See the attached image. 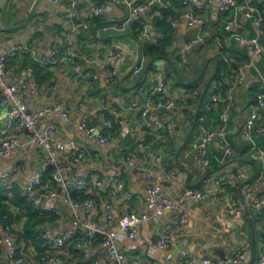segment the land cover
I'll use <instances>...</instances> for the list:
<instances>
[{"label": "crops", "instance_id": "0c3cea01", "mask_svg": "<svg viewBox=\"0 0 264 264\" xmlns=\"http://www.w3.org/2000/svg\"><path fill=\"white\" fill-rule=\"evenodd\" d=\"M3 1L0 0V11ZM33 1L8 0L4 19L9 26L3 25L0 21V42L5 46L27 43L38 52L47 54L56 45L66 42L67 31L58 17V8L52 6L48 0H40L28 21L15 27V24L23 22ZM68 1L62 0V3L65 4ZM163 1L164 6L151 3L143 12L129 16L123 0H76L77 18L88 21L87 29L74 34L75 48L84 57H80L75 66L68 68L43 66L32 61L28 55L12 58L7 62L9 69L7 79L14 81L19 90L25 88L30 77L33 79L37 92L29 99L28 112L53 102H60L68 108L70 116L75 120L89 115L91 122L97 124L103 118L113 121V127L108 131L109 142L105 145H100L95 138L83 134L75 124H68L57 112L40 117L36 127L41 129L46 124L54 123L56 136L74 139L83 146L85 154L79 160L67 151L59 152L57 155L64 166L63 174L67 179L97 176L106 180L110 170L118 166L120 160L128 153L134 152V164L121 168L124 190L132 194L131 198L127 199L120 194L109 199L112 203L111 212L114 220L109 224L108 229L117 230L116 218L124 211L133 210L147 216V219L138 227V236L133 247L125 248L128 255L141 256L147 259L149 264H176V259H167V250H155L147 244V237L156 239L168 225L174 222L175 218L168 213L154 214L153 209L149 208L144 201V193L146 186L151 183V174L157 172L159 168H177L179 172L177 179L169 183L168 188L163 187L161 195L175 197L184 186L200 187L208 176L216 175L221 178L226 191L243 204L245 209L243 215L233 217L219 202L186 199L183 202L186 220L175 233L173 240L176 245L197 255L207 254L215 264H222L226 254H233L240 249H245L250 255L252 226L255 231V259L252 264H255L264 239V209L257 211L249 203L255 197L264 194V179L257 181L259 172L264 169V157L257 159L251 156L250 142L240 138L238 128L248 117L250 103L256 96L261 78H264V23L263 32L259 37L263 53L250 66L244 64L248 60V53L242 37L253 34L251 20L239 13L233 34L222 36L227 55L235 66L243 67L244 72L243 81L232 92V109L225 126L226 136L233 147V154L222 160L219 157L217 139L214 138L207 146L209 165L204 172L198 170L195 155L197 136L202 123L196 121L198 129L195 133L193 130L178 156L181 166L189 171L187 172L177 165L175 152L189 131L197 101L194 99L177 101L173 108L154 110L147 116L150 120L163 119L172 122L174 129L171 133L147 128L139 112L129 106L131 100L144 96L159 82L165 84V91L161 94L163 98L176 97L184 89H188V85L175 79L176 76L169 61L178 68L183 66L181 79L191 82L196 78L206 60L217 55L213 39L207 38L204 43L191 46L186 52V61L180 62L179 48L186 45L198 30L188 25L184 19L183 13L186 6L181 3V0ZM136 2L146 3L148 0H136ZM254 2L260 5V0H254ZM99 3H107L110 7L109 11L97 17H88L90 4ZM189 8L205 19V29L212 35L223 33V26L229 17L228 12H220L215 6L208 5L203 0H196V3ZM144 17L148 19L146 34H142ZM121 25L122 29H119ZM163 27L166 29L165 33L162 31ZM164 34L168 37L162 39ZM141 42L158 45L163 43V51L151 57L144 51ZM111 46L118 47L121 54L114 63L118 69V75L107 83L99 73L102 64L106 69L111 68L110 56L107 53V48ZM200 50L206 51L204 63L193 64L192 69L188 68L186 66L188 63L198 61ZM151 58H154V61L148 71L134 85ZM138 59L139 63L136 64ZM214 64V60L209 61L204 71L206 80L213 72ZM137 65H141V69L138 73H133V68ZM165 65L170 68V74L163 70ZM155 66H158L159 70H156ZM127 72L131 73L123 78ZM87 73L88 77L84 76ZM228 82L224 76L226 86ZM217 85L220 84L214 81L212 88L218 87ZM9 110L8 104L0 107V125L6 122ZM205 114L204 123L214 128L219 122L217 110L214 108ZM256 123L264 127V108L259 110ZM27 134L26 130L21 134L22 140L27 137ZM252 137L261 148H264V130L261 133L253 131ZM140 143L143 147H139ZM159 154L161 155L160 166L156 162ZM45 160V153L38 144L25 143L18 146L8 155L0 157V166L14 168L12 176L0 183V187L9 188L16 185L21 189L28 175ZM144 166L148 170L143 171ZM48 175L47 167L44 174V181L47 183ZM103 199L101 196H96L94 209L96 212L102 211ZM48 203L55 206L57 212L49 213L51 218L40 228L45 225L50 226L57 233L76 230L73 233L74 240L57 250L55 254L63 260H72L76 264H90L94 257L106 255V249L98 243L90 248L74 247L75 238L80 231L84 230V224L92 226L98 224L94 213H81L83 225L75 226L73 215L66 206L51 199ZM9 225L13 234L16 235L15 232L21 229L22 220ZM17 245L20 255L24 258L23 264H47L40 260L41 249L33 242L19 241ZM84 252H88L87 258ZM0 264H7L4 246H0Z\"/></svg>", "mask_w": 264, "mask_h": 264}, {"label": "built area", "instance_id": "2783aa9c", "mask_svg": "<svg viewBox=\"0 0 264 264\" xmlns=\"http://www.w3.org/2000/svg\"><path fill=\"white\" fill-rule=\"evenodd\" d=\"M206 4L215 6L220 12L229 13V17L223 26V33L212 35L205 29V19L195 14L189 6L194 5L196 0H181L186 6L183 17L187 24L197 28V33L189 39L186 45L179 48V60L186 61V52L194 44L204 43L205 39L212 38L217 49V55L221 64V71L228 79V86L220 91L216 86L208 88V94L201 104L197 121L202 123L197 136V152L195 162L198 170L204 172L209 165L207 156V146L214 139H217L219 157L223 160L233 154V147L226 136L225 126L229 119V113L233 104V90L243 81V67L235 66L232 59L227 55L223 44L222 36L233 34L236 27V18L239 13L244 14L251 20L253 34L242 37L246 46L248 60L245 66L254 64V61L261 57L262 46L259 37L263 32L264 23V0H260V5H256L254 0H203ZM48 2L58 8V17L67 31V38L64 44H58L47 54L38 52L33 46L22 43L5 46L0 42V107L10 105L7 113L6 122L0 125V157L8 155L12 150L25 143L38 144L44 151L46 160L37 167L27 177L21 190L31 204L44 213L57 212V208L48 203V200H55L61 205L66 206L73 215L75 226L82 224V214H95L97 225L84 224V230L78 233L75 238L74 247L77 249L90 248L97 243L106 249L103 257H94L90 264H149V261L141 256L128 255L125 248L133 247L138 236L140 223L147 219L145 214H139L133 210L124 211L116 218L117 230L108 229L109 224L114 220L111 212L112 203L110 198H115L122 194L125 198H131L132 194L124 190L122 179L123 166L134 164V152L128 153L120 160L118 166L113 167L106 180L97 176H82L77 179H67L64 177V166L57 157L59 152H70L76 160L81 159L85 152L83 146L74 139H63L55 134L56 126L54 123L46 124L43 128L36 127L37 120L47 114L57 112L70 125L75 124L77 128L86 136L93 137L100 145L108 144L109 133L113 127V121L103 118L99 124L91 122L89 115H84L78 120L70 116L68 108L60 103L53 102L43 107L37 108L32 112L27 111V104L32 95L36 94L37 86L30 77L24 89L19 90L17 84L8 80L9 69L7 62L12 58L28 55L32 61L40 65L59 66L68 68L75 66V63L82 55L76 50L74 45V34L87 29L88 21L79 20L76 15V0H69L63 4L62 0H48ZM129 16L143 12L148 4L156 3L164 6L163 0H148L146 3H137L136 0H123ZM107 3L90 4L88 17H97L109 11ZM142 34L147 32V17L143 18ZM122 29V25L119 27ZM110 56V69L101 65L100 77L110 83L118 75V69L114 63L119 59L121 51L118 47L107 48ZM87 61V59L85 58ZM159 70L158 66L154 67ZM141 65L134 66L133 73H138ZM88 73L84 76L88 77ZM165 91V84L159 82L151 90L139 99H133L129 106L136 109L143 119L144 125L149 129L165 130L171 133L174 124L163 119H148L147 116L154 110L171 109L177 101L194 99L198 101L202 87L195 86L184 89L178 96L163 98L161 94ZM217 110V125L212 128L205 124V112ZM264 108V78H261L256 96L250 103V113L238 128L241 139L250 142V153L253 158L261 159L264 157V148H261L252 137L253 131L262 132L264 127L256 123L259 110ZM102 128V129H101ZM27 131V137L22 140V133ZM143 147V144H139ZM161 155L156 158L159 162ZM51 166L48 180L44 181L45 170ZM159 168V167H158ZM148 170L147 167L142 168ZM14 173L12 166H0V183L10 178ZM177 168H159L157 172L151 174V183L146 186L144 201L149 208L153 209L154 214L161 215L168 213L173 215L175 220L161 232L156 239L146 238L147 244L152 249L167 250V259H176V264H215L207 254L197 255L186 248H180L174 242L175 233L185 224L186 214L183 209V202L186 199L208 200L219 202L226 212L233 217L243 215L245 206L237 199L233 198L225 189L219 176H208L200 187L184 186L175 197L161 195L163 187H169V183L174 182L178 176ZM264 179V169H261L257 176V181ZM82 195V196H81ZM96 196L103 199L102 211L96 212ZM249 205L259 211L264 209V194L255 197ZM72 232L57 233L50 226H43L40 237L45 246V250L40 255V260L47 264H76L72 260H63L56 253L74 240ZM0 246H4L7 257V264H23L24 258L19 253L16 237L11 231V226L6 224L2 227L0 234ZM87 258L88 252H84ZM249 259V253L245 249H240L233 254H226L222 264H244ZM255 264H264V239L258 259Z\"/></svg>", "mask_w": 264, "mask_h": 264}, {"label": "trees", "instance_id": "16d2710c", "mask_svg": "<svg viewBox=\"0 0 264 264\" xmlns=\"http://www.w3.org/2000/svg\"><path fill=\"white\" fill-rule=\"evenodd\" d=\"M162 31L165 33V27L162 28ZM168 37L167 34H164L163 38ZM164 42V40L162 41ZM142 48L151 57L155 54L161 53L163 50V43L158 45L157 43H142ZM219 57V55H218ZM204 78V79H203ZM202 81V82H200ZM217 81L220 85L217 87L220 91H223L226 88L224 83V74L221 71V64L219 60L218 70L214 76L209 87L212 88L213 82ZM206 82L205 73L202 74L199 81L195 84L188 85V88L200 86L203 88ZM208 92L206 93V95ZM51 166H48L50 171ZM82 196V195H81ZM51 218V214L44 213L41 210L35 208L31 202L24 195L22 190L16 185H12L9 188L0 187V226L10 224L13 222H18L22 220V226L20 231L15 232L16 241L33 242L36 246L40 247L41 253L45 250L43 241L40 237V226L44 224L45 221ZM0 227V228H1Z\"/></svg>", "mask_w": 264, "mask_h": 264}, {"label": "water", "instance_id": "95a60500", "mask_svg": "<svg viewBox=\"0 0 264 264\" xmlns=\"http://www.w3.org/2000/svg\"><path fill=\"white\" fill-rule=\"evenodd\" d=\"M7 2H8V0H4V1H3L2 6H1V11H0V21H1V23H2L3 25H5V26H9V25L6 24L5 19H4V13H5V10H6ZM39 2H40V0H34L33 3H32V5H31V7H30V9H29V11H28V14L26 15V17H25V19L23 20V22L18 23V24H15L14 26L17 27V26H19V25L25 24V23L28 21L29 16L33 13L34 9L36 8V6L38 5ZM14 26H13V27H14ZM210 60H214V61H215V64H214V70H213V72L208 76V78H207V80H206V82H205V84H204V86H203V88H202L201 94H200L199 99H198V101H197V106H196V109H195V112H194V116H193L192 124H191V126H190V128H189V131H188V133L186 134V136H185V138H184L182 144L177 148V150H176V152H175V160H176L177 165H178L180 168H182L183 170L187 171V172H189V171H188L186 168H184L183 166H181V164H180V162H179V159H178V156H179L180 151L183 149V147H184L185 144L187 143L189 137L191 136V134H192V132H193V130H194V128H195L196 121H197V116H198V113H199V111H200L201 104H202V102H203V100H204V98H205V95H206V93H207V91H208V88H209V86H210V84H211V82H212L214 76H215L216 73H217L218 65H219V58H218L217 55H213V56L209 57V58L206 60V62H205V64H204V66L202 67V69L199 71V73H198V75L196 76V78H195L193 81H191V82H185V81H183V80L181 79V76H180V74H179V71H178L176 65L173 64L171 61H169L170 64H171V66H172V68H173L174 74H175V76H176L177 79H178V81L181 82L182 84H185V85H191V84H195V83H197V82L199 81L200 77H201L202 74L204 73V71H205V69H206V67H207V65H208V63H209ZM153 61H154V58H151V59L149 60L148 64L146 65V67L144 68V70L142 71V73L140 74V76L137 78V80H136V82H135L134 85H136L137 82L142 78V76H144V74L148 71V69H149L150 65L153 63ZM138 63H139V59L137 60L136 64H138ZM163 70H164L166 73L170 74V68L168 67V65H165ZM130 73H131V72H127V73L123 76V78L126 77V76H128ZM123 78H122V80H123ZM249 222H250V221H249ZM250 226H251V222H250ZM251 232H252L251 252H250V255H249V259H248V261H247L245 264H252L253 261H254V259H255V231H254V229H253L252 226H251Z\"/></svg>", "mask_w": 264, "mask_h": 264}, {"label": "rangeland", "instance_id": "374dc122", "mask_svg": "<svg viewBox=\"0 0 264 264\" xmlns=\"http://www.w3.org/2000/svg\"><path fill=\"white\" fill-rule=\"evenodd\" d=\"M206 59V51H202V50H200V52H199V54H198V61H193V62H191V63H188L186 66L188 67V68H190V69H192V65L193 64H202V63H204V60ZM178 60H179V58H178ZM259 62H257V64H258ZM179 64H181L180 62H179ZM183 66H180V68H178L177 67V69H178V71H179V73H180V75L182 76V72H183ZM175 79L177 80V77H175ZM204 79V78H203ZM200 82H202V81H200ZM199 86V85H198ZM191 88V87H190ZM196 129H198V125L196 124V126H195V129H194V133H195V131H196Z\"/></svg>", "mask_w": 264, "mask_h": 264}]
</instances>
